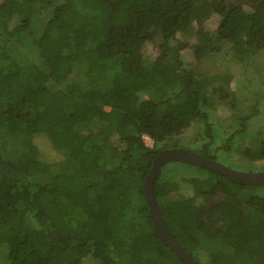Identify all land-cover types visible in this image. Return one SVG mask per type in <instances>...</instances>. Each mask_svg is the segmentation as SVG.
Here are the masks:
<instances>
[{
    "label": "trees",
    "instance_id": "16d2710c",
    "mask_svg": "<svg viewBox=\"0 0 264 264\" xmlns=\"http://www.w3.org/2000/svg\"><path fill=\"white\" fill-rule=\"evenodd\" d=\"M263 56L264 0H0V264H183L142 186L186 146L264 172ZM154 196L199 264H264V185L169 163Z\"/></svg>",
    "mask_w": 264,
    "mask_h": 264
},
{
    "label": "water",
    "instance_id": "95a60500",
    "mask_svg": "<svg viewBox=\"0 0 264 264\" xmlns=\"http://www.w3.org/2000/svg\"><path fill=\"white\" fill-rule=\"evenodd\" d=\"M169 163L193 165L209 172L226 176L240 185H264V172L236 171L201 154L182 148L164 149L158 152L153 162L152 170L142 186L145 199L150 206L155 231L161 241L175 252L183 264H199L171 234L155 200L154 185L163 167Z\"/></svg>",
    "mask_w": 264,
    "mask_h": 264
},
{
    "label": "rangeland",
    "instance_id": "374dc122",
    "mask_svg": "<svg viewBox=\"0 0 264 264\" xmlns=\"http://www.w3.org/2000/svg\"><path fill=\"white\" fill-rule=\"evenodd\" d=\"M227 1L229 3H233V4H235V3L239 4L240 3V0H227ZM243 7L245 9H248L249 8L248 5H246V4H244ZM219 21H220V19H219L218 16H212L203 25H204V27L206 29L212 31V30H216V28L219 25ZM145 51H146L147 54H149L151 56L152 55L153 56H156L157 55V49L153 45H149L148 47H146ZM182 55H183L184 60H186V61L190 60L189 51H185L184 53H182ZM259 68L261 69L262 74L257 76V84L259 85V87L262 88V90L264 92V56L261 59H259ZM241 81H242V77H241V79L238 78V81L233 82V86H235L237 84L240 85L239 82H241ZM246 104H248V102H246ZM194 130H195V128H193L191 131H194ZM192 134L193 133H189V135H187V138L191 137ZM144 139H145V143H146L147 146H150L151 147L153 145V141H152L151 138L145 137ZM183 149H187V150H190V151H194L193 148H190V147H187V146H186V148H183ZM170 167H171V165L167 166L165 168V171L168 170Z\"/></svg>",
    "mask_w": 264,
    "mask_h": 264
}]
</instances>
